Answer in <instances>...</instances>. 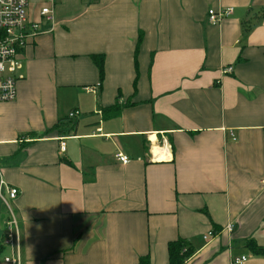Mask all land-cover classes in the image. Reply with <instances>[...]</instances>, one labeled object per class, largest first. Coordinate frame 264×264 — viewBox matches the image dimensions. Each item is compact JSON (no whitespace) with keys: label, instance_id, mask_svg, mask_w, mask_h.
<instances>
[{"label":"crops","instance_id":"crops-1","mask_svg":"<svg viewBox=\"0 0 264 264\" xmlns=\"http://www.w3.org/2000/svg\"><path fill=\"white\" fill-rule=\"evenodd\" d=\"M49 1L28 0L42 32L0 102L21 264H168L178 238L195 249L185 264H264L247 247L264 246V0H52L51 24Z\"/></svg>","mask_w":264,"mask_h":264},{"label":"built area","instance_id":"built-area-1","mask_svg":"<svg viewBox=\"0 0 264 264\" xmlns=\"http://www.w3.org/2000/svg\"><path fill=\"white\" fill-rule=\"evenodd\" d=\"M53 1L50 0L40 10V16L43 22H53ZM28 0H0V102L15 100L17 96V81L22 77L19 70L23 65L20 59L21 53L29 40L40 34V22L31 19L28 9ZM233 13V8H222L208 11V19L211 23H218ZM231 67L225 68L224 71H231ZM77 111L70 113V118L76 117ZM65 149V142L61 144ZM118 159L126 164L129 157L123 153L117 155ZM18 189L10 186L5 180L0 179V198L7 208L8 218L6 221L5 243L13 250L12 256L5 258L6 262L12 264H21V243L22 231L20 222L16 216L11 201L18 196ZM228 231L232 230L231 225H227ZM213 232L204 235L208 239ZM247 256L243 255L234 258L232 264H244Z\"/></svg>","mask_w":264,"mask_h":264},{"label":"trees","instance_id":"trees-1","mask_svg":"<svg viewBox=\"0 0 264 264\" xmlns=\"http://www.w3.org/2000/svg\"><path fill=\"white\" fill-rule=\"evenodd\" d=\"M141 40V38H140ZM92 60L94 64L97 66L100 76V82L103 81L105 77V58L102 55H93ZM118 95V100H119ZM124 107L116 103L108 108L103 109V118H111L120 114ZM61 121H58V124ZM59 134H65L72 130L71 128H65L64 130L60 129V126L56 124L55 127ZM4 244L0 245V255L3 253ZM247 247L257 255H264V246L257 244L255 240H249L247 242ZM168 264H185L186 261L194 254L195 249L192 247V244L184 238H178L176 240L170 241L168 243ZM139 264H151V260L149 256L141 257L139 260Z\"/></svg>","mask_w":264,"mask_h":264},{"label":"rangeland","instance_id":"rangeland-1","mask_svg":"<svg viewBox=\"0 0 264 264\" xmlns=\"http://www.w3.org/2000/svg\"><path fill=\"white\" fill-rule=\"evenodd\" d=\"M0 206L2 207V209H3V205H2V203H1V201H0ZM7 245V244H6ZM4 251H6L4 254H10V255H12V252H11V247L9 246V245H7V249L6 250H4Z\"/></svg>","mask_w":264,"mask_h":264}]
</instances>
